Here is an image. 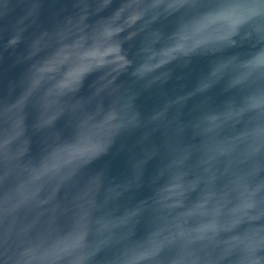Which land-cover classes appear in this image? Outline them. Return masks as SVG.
<instances>
[{
	"label": "clouds",
	"instance_id": "1",
	"mask_svg": "<svg viewBox=\"0 0 264 264\" xmlns=\"http://www.w3.org/2000/svg\"><path fill=\"white\" fill-rule=\"evenodd\" d=\"M73 9L20 42L19 91L0 103L23 122L26 167L62 157L53 176L66 193L37 239L0 238V264H264V0ZM125 148L113 175L108 160Z\"/></svg>",
	"mask_w": 264,
	"mask_h": 264
},
{
	"label": "water",
	"instance_id": "2",
	"mask_svg": "<svg viewBox=\"0 0 264 264\" xmlns=\"http://www.w3.org/2000/svg\"><path fill=\"white\" fill-rule=\"evenodd\" d=\"M76 0H0V103L12 100L19 91L18 81L21 66L16 63V54L20 52V42L30 34L38 24L50 25L58 16L73 11ZM138 41L132 38L125 42L129 53L137 46ZM172 55L171 49H165L160 59ZM160 61L157 60L156 63ZM143 69H151L153 77L164 75L153 69L152 64H144ZM78 78L73 72L65 84ZM124 77H118L117 83ZM174 81L162 87L170 89ZM160 90H145L139 104L144 111H149L159 99ZM11 105L7 114L0 109V129H9L6 149L0 147V174L7 173L8 179L0 182V238L5 235L10 243L35 240L41 236L53 210L65 196V190L59 178L53 172L60 165L62 157L58 156L51 162L43 161L38 166L26 167L24 161L30 151L29 139L25 134L23 122L13 113ZM160 138V133H156ZM39 134L33 137L34 146ZM71 151H79L73 146ZM126 148L116 151L108 160L109 171L119 175L124 169ZM155 161L149 162V167ZM103 165L104 161L99 162ZM95 191L103 196L104 189L97 187ZM82 195H87L85 190Z\"/></svg>",
	"mask_w": 264,
	"mask_h": 264
},
{
	"label": "snow or ice",
	"instance_id": "3",
	"mask_svg": "<svg viewBox=\"0 0 264 264\" xmlns=\"http://www.w3.org/2000/svg\"><path fill=\"white\" fill-rule=\"evenodd\" d=\"M260 60H261V62H264V57H261Z\"/></svg>",
	"mask_w": 264,
	"mask_h": 264
}]
</instances>
